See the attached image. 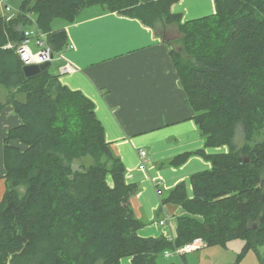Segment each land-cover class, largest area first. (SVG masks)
Instances as JSON below:
<instances>
[{
	"label": "trees",
	"instance_id": "1",
	"mask_svg": "<svg viewBox=\"0 0 264 264\" xmlns=\"http://www.w3.org/2000/svg\"><path fill=\"white\" fill-rule=\"evenodd\" d=\"M176 1L21 0L15 17L0 15V85L8 92L0 112L11 105L20 119L3 139L0 264H120L124 257L156 264L159 253L195 239L222 247L242 240L238 259L253 250L264 264V0H214L213 14L184 22L171 11ZM93 5L150 27L177 25L170 54L204 141L194 153L211 167L191 175L192 197L183 182L164 194L157 188L161 205L185 210L172 239L138 235L144 222L129 203L137 185L125 181L93 103L49 67L23 72L16 47L25 28L35 23L54 53L62 52L67 34L55 24L73 23ZM211 147L227 151L207 154Z\"/></svg>",
	"mask_w": 264,
	"mask_h": 264
},
{
	"label": "crops",
	"instance_id": "2",
	"mask_svg": "<svg viewBox=\"0 0 264 264\" xmlns=\"http://www.w3.org/2000/svg\"><path fill=\"white\" fill-rule=\"evenodd\" d=\"M20 2L12 0L14 10L10 11L0 5V15L15 17ZM171 11L180 14L182 22L201 18L214 13V0H177ZM60 27L66 30L67 44L55 54L57 70L53 74L62 85L93 103L105 139L123 163L125 181L137 185L129 203L144 222L138 235L174 238L176 218L185 210L171 203L161 205L157 188L164 194L183 182L187 196L192 197L191 175L211 167L210 161L194 153L203 148L204 141L170 54L174 40L180 37L177 25L150 27L138 18L93 5L82 9L73 23L59 22L56 28ZM64 65L69 70L61 73ZM0 88V101L5 102L7 89ZM19 123L13 107L6 105L0 112V182L5 190L3 139ZM13 143L24 148L17 140ZM140 150L146 152L144 157ZM225 151L226 147L205 149L207 154ZM184 153L189 156L182 164L169 163ZM160 220L166 224L161 225ZM202 245L205 247L201 241L198 248ZM130 263V257L120 259V264Z\"/></svg>",
	"mask_w": 264,
	"mask_h": 264
},
{
	"label": "rangeland",
	"instance_id": "3",
	"mask_svg": "<svg viewBox=\"0 0 264 264\" xmlns=\"http://www.w3.org/2000/svg\"><path fill=\"white\" fill-rule=\"evenodd\" d=\"M17 3V2H16ZM14 11H11L12 14ZM59 22L55 24L58 25ZM31 50L36 52L40 47L36 45V41L31 39L29 42ZM173 48L177 47L176 40H174L172 44ZM56 60L57 55H54L53 60L50 63L49 70L51 73L56 72ZM2 91L0 88V95ZM22 99L24 96L20 95ZM0 100H2L0 96ZM235 142L241 144L242 139L240 134L235 137ZM18 191L20 193L23 192V188L19 187ZM5 189H3L2 184L0 182V200L3 197ZM244 242L242 240L236 239L227 242L226 247L221 246H201L197 250L193 251L192 253H186L182 257L179 256H171L165 257L163 253H159L156 257V264H260V260L256 256L253 250L246 252L244 255L238 259V254L241 251ZM200 247V246H199ZM260 252L262 257L264 258V246L260 248ZM200 255V256H199Z\"/></svg>",
	"mask_w": 264,
	"mask_h": 264
},
{
	"label": "built area",
	"instance_id": "4",
	"mask_svg": "<svg viewBox=\"0 0 264 264\" xmlns=\"http://www.w3.org/2000/svg\"><path fill=\"white\" fill-rule=\"evenodd\" d=\"M12 0H0V5L4 8L5 11L14 10V7L10 3ZM20 13V10L18 11ZM24 40L16 47V51L19 55V58L23 61V64H39L47 61H52L54 58V53L52 47L47 42L46 33L43 32L35 23L32 26H29L23 31ZM36 39V45L40 48L33 52L29 46L30 39ZM69 70V65H64L60 68L61 73H65ZM146 154L145 151L140 150L139 155L144 157ZM161 225L166 224L165 220H160ZM200 241V242H199ZM201 243L200 239H195L193 242L187 243L182 247H176L172 251H165V257L171 256H181L185 253L191 252L199 247Z\"/></svg>",
	"mask_w": 264,
	"mask_h": 264
},
{
	"label": "water",
	"instance_id": "5",
	"mask_svg": "<svg viewBox=\"0 0 264 264\" xmlns=\"http://www.w3.org/2000/svg\"><path fill=\"white\" fill-rule=\"evenodd\" d=\"M50 63V61H47L39 64H25L23 65V72L26 76H31L45 70L50 66Z\"/></svg>",
	"mask_w": 264,
	"mask_h": 264
}]
</instances>
